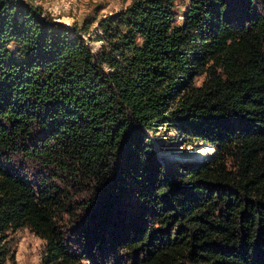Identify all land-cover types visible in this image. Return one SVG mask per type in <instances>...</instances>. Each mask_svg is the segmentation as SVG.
Returning <instances> with one entry per match:
<instances>
[{
    "label": "trees",
    "instance_id": "1",
    "mask_svg": "<svg viewBox=\"0 0 264 264\" xmlns=\"http://www.w3.org/2000/svg\"><path fill=\"white\" fill-rule=\"evenodd\" d=\"M39 1L0 0V264L23 226L43 264H85L73 190L92 192L80 244L117 253L90 264H264V0H191L182 22L176 0H131L96 54ZM160 127L213 158L166 165Z\"/></svg>",
    "mask_w": 264,
    "mask_h": 264
},
{
    "label": "rangeland",
    "instance_id": "2",
    "mask_svg": "<svg viewBox=\"0 0 264 264\" xmlns=\"http://www.w3.org/2000/svg\"><path fill=\"white\" fill-rule=\"evenodd\" d=\"M191 0H176L175 11L178 22H182L184 12L190 5ZM131 3V0H40L39 4L42 5L44 15L49 14L58 19L68 21L71 27L77 26L79 28L84 27L88 23V32L84 35V38L89 46H91L94 53H98L102 46V41H94V37L101 33L99 29V21L109 15H112L121 9H124ZM92 21H95L91 24ZM64 23V22H63ZM66 24V23H65ZM205 79V76H199L196 78L197 84H201ZM149 136L155 143V148L158 152L160 160L166 165H175V162L192 161V160H207L213 158V155H208L203 150L206 146L212 145L205 142L190 143L189 139L181 136V133L175 131L173 128L160 127L153 133L150 132ZM35 169L38 171L37 176L48 175L53 178V181L59 185L64 186V183L53 175L52 169H42L40 165L34 164ZM60 185V186H61ZM91 191H84L75 193L72 191L74 204L71 205L70 211L63 215L64 228L66 231L67 245L72 252L77 254H83L86 256L83 258V263L90 264L92 261H99L100 259L110 260L114 258L117 253H101L106 251H95L92 253L90 247L85 244H80L78 241V231L81 228V224L84 221L86 210L80 208L82 202H86ZM7 241L10 246V255H14L13 259L7 261L6 264H43V257L45 254L46 241L37 235L30 226H23L15 231L9 230L7 232ZM110 249V248H108ZM89 257H91L89 259ZM105 262V260H104Z\"/></svg>",
    "mask_w": 264,
    "mask_h": 264
}]
</instances>
